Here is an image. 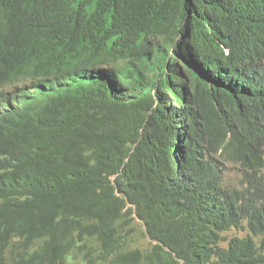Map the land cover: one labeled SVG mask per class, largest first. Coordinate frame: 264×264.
I'll use <instances>...</instances> for the list:
<instances>
[{
    "label": "trees",
    "instance_id": "trees-1",
    "mask_svg": "<svg viewBox=\"0 0 264 264\" xmlns=\"http://www.w3.org/2000/svg\"><path fill=\"white\" fill-rule=\"evenodd\" d=\"M0 264H264V0H0Z\"/></svg>",
    "mask_w": 264,
    "mask_h": 264
},
{
    "label": "rangeland",
    "instance_id": "rangeland-1",
    "mask_svg": "<svg viewBox=\"0 0 264 264\" xmlns=\"http://www.w3.org/2000/svg\"><path fill=\"white\" fill-rule=\"evenodd\" d=\"M225 170H226L227 175H228L227 176L228 177V181L231 184H234L236 176H237V172H238L237 168L233 164L227 163V164H225ZM136 229L138 231L139 244L141 246H147L149 239L147 237H143L142 236L141 231L143 232L144 229L141 226L140 222H138L136 224Z\"/></svg>",
    "mask_w": 264,
    "mask_h": 264
}]
</instances>
